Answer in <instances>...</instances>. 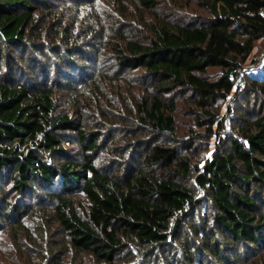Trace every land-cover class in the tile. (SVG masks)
<instances>
[{
  "label": "trees",
  "instance_id": "16d2710c",
  "mask_svg": "<svg viewBox=\"0 0 264 264\" xmlns=\"http://www.w3.org/2000/svg\"><path fill=\"white\" fill-rule=\"evenodd\" d=\"M138 1L148 9L156 3ZM34 4L32 0H0V67L6 47L14 50L34 45L32 52H38L41 43L35 37L41 35L32 34L36 28ZM202 4L210 16L201 23L162 19L151 25L153 38L149 43L128 41L126 49L116 48L120 66L143 68L154 81L157 93L136 101V108L139 122L160 134L175 130V102L161 93L186 86L198 96V103L208 108L231 93L240 62L251 55L256 41L264 38V0H202ZM32 56L31 63L42 64L37 56ZM42 57H47V70H51L49 57ZM70 57L58 56L57 60L67 65ZM79 59L81 63L89 56ZM13 60L27 63L24 56ZM216 66L225 70L223 77L213 81L202 76ZM7 73L6 78L0 77V176L12 166V186L18 191L33 187V183L55 187L59 182V188H53L50 196L57 202V221L75 246L93 252L106 264H116L117 258L125 257L124 235L148 253L170 247L171 238L175 242L178 233L185 231L187 215L199 212L200 199L186 183L192 179L194 169L189 158L180 156L175 147L154 144L141 164L158 165L175 176H157L142 167L134 168L124 178L102 172L92 158L99 138L90 136L82 122L73 121L67 114L53 117V88L13 79L17 76L15 68ZM249 87L264 100V79L251 80ZM253 116L240 128V139L232 138L229 146L225 140L221 142L193 173L194 182L212 204L214 219L203 216L205 222L214 224L216 233L231 244L228 254L237 255L238 250L249 246L264 247V111ZM61 130L75 131L84 147L83 159L54 164L36 153L38 146L54 153L65 152L58 132ZM78 189L92 202L87 220L66 195ZM9 208L11 205L0 190V209L6 213ZM216 235H205L206 247L202 251L218 258V264H230L229 257L221 253L224 244ZM186 243L184 247L190 248ZM190 251L188 260L195 262L192 247Z\"/></svg>",
  "mask_w": 264,
  "mask_h": 264
},
{
  "label": "rangeland",
  "instance_id": "374dc122",
  "mask_svg": "<svg viewBox=\"0 0 264 264\" xmlns=\"http://www.w3.org/2000/svg\"><path fill=\"white\" fill-rule=\"evenodd\" d=\"M32 1L37 6L36 28L32 34L41 35L35 37L40 38L41 45L37 53L32 52L34 45L14 50L6 47L0 77L6 78L8 70L15 68L17 76L13 79L18 77L28 85L40 82L52 87L53 117L67 114L73 121L82 122L90 136L99 138V147L92 152V158L102 172L124 178L134 168L142 167L157 176H175L168 175L170 171L158 165L141 164L144 154L154 144L177 148L179 155L188 157L194 167L192 179H187L186 183L195 189L200 205L198 213L196 210L192 212L194 216L187 215L185 231L178 233L175 242L171 238L170 247L152 253L145 252L146 249L124 235L125 257L117 258L116 264H218V258L202 251L206 247L205 235L211 232L224 244L221 253L229 257L230 264L255 261L264 264V247L241 248L238 256L234 252L228 254L231 244L216 233L214 224L205 222V216L214 219L212 204L193 176L196 167H202L221 142L225 140L229 146L232 138L240 139L243 124L252 119L255 112L264 111V100L249 87L251 80L264 79V38L257 40L251 55L240 62L231 93L208 108L204 109L198 103V96L186 86L161 93L168 101L175 102L172 109L175 130L171 134H160L139 122L136 108V101L157 93L154 81L143 68L120 66L116 48L126 49L128 41L149 43L153 38L151 25L162 19L201 23L210 16L202 0H156L151 9L138 0ZM17 56H24L27 63L15 62L13 58ZM30 56H37L42 64L31 63ZM42 56L49 57L51 70H47L50 65L47 57ZM58 56L71 57L65 65L57 60ZM80 56H89V59L78 63ZM225 74L222 67L216 66L208 68L202 76L215 81ZM58 132L65 152L54 153L38 146L35 151L40 158L54 164L83 159L84 147L78 142L75 131ZM12 169L9 166L0 176V190L11 205L6 213L0 209V264H106L93 252L75 246L70 234L57 221V202L50 196L53 188H59V182L55 187L33 183V187L18 191L12 186ZM66 195L72 198L78 213L85 220L89 219L92 202L83 190ZM184 242L190 244V248L184 247ZM191 247L195 262H189L187 257Z\"/></svg>",
  "mask_w": 264,
  "mask_h": 264
}]
</instances>
